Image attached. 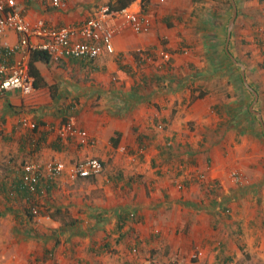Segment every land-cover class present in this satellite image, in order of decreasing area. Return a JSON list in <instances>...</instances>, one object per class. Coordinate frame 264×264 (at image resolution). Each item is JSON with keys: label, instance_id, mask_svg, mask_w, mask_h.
Here are the masks:
<instances>
[{"label": "crops", "instance_id": "crops-1", "mask_svg": "<svg viewBox=\"0 0 264 264\" xmlns=\"http://www.w3.org/2000/svg\"><path fill=\"white\" fill-rule=\"evenodd\" d=\"M118 1L17 4L60 27ZM210 1L217 2L136 0L129 7L147 14L146 7L149 32L123 29L114 53L96 60L51 55L36 62L43 79L33 93H0V215L14 224L7 242L15 241L17 257L23 255L17 264H231L244 252L264 257V21L259 25L258 15L264 0H235L239 54L231 51L229 27L224 34L226 14L216 16ZM18 40L14 31L0 35V60L3 43ZM220 45L241 66L243 89L221 69L228 64L215 53ZM162 49L171 54L168 62ZM24 118L37 127H25ZM66 122L93 142L61 139L58 128ZM90 157L103 161L100 174L40 180L46 192L39 203L51 220H32L23 166L61 160L71 167ZM234 169L246 183L230 177ZM197 248L204 254L196 259Z\"/></svg>", "mask_w": 264, "mask_h": 264}, {"label": "built area", "instance_id": "built-area-1", "mask_svg": "<svg viewBox=\"0 0 264 264\" xmlns=\"http://www.w3.org/2000/svg\"><path fill=\"white\" fill-rule=\"evenodd\" d=\"M44 1L59 8L70 0ZM152 25L153 20L149 14L134 11L129 6L115 9L110 5H103L93 16L80 23L55 27L44 19L31 18L25 10L18 8L17 0H0V35L5 36L10 30L19 37L16 44L12 45L7 41L3 43L5 51L0 60V93L10 90H19L23 94L34 92L35 81L29 67L32 50L47 51L56 60L65 57L95 60L105 52L114 53V37L123 29L129 27L136 33H147ZM16 53H20V56L13 59ZM159 55L164 61L171 59V54L164 49L160 50ZM22 123L31 129L37 127L36 122L27 118ZM58 136L61 139H78L81 145L93 142L86 130L77 128L72 122H66L59 127ZM121 149L125 151L126 147ZM103 169L104 163L98 157L77 161L71 167H67L61 160L25 164L22 180L31 196L28 215L35 222L51 220L50 214L39 203V196L46 192L40 184L43 177L59 179L67 173L71 180H77L100 174ZM230 177L239 184L247 181L241 169L232 170ZM203 254V250L198 248L193 253V258H200Z\"/></svg>", "mask_w": 264, "mask_h": 264}, {"label": "rangeland", "instance_id": "rangeland-1", "mask_svg": "<svg viewBox=\"0 0 264 264\" xmlns=\"http://www.w3.org/2000/svg\"><path fill=\"white\" fill-rule=\"evenodd\" d=\"M223 3L224 2L222 1L221 9H224L225 10L224 13H226V19H225L224 24H223L224 25V34L226 35L228 27L230 26V19L232 18L233 14H234V6L232 4V6L229 7L228 4H226V3L223 4ZM215 4H216V2L213 4V2L210 1V6H207V7L209 9L213 10L215 8ZM263 13L259 9V14H258L259 15V25H260V22L264 21V14ZM217 15L218 14H216V16ZM236 18L238 19V16ZM208 24L218 25V21H216L215 19H213V21H212L210 19ZM233 31H234V29H232V36L230 39V45L232 47L231 51L234 54H236V53L239 54L240 51H239V47H237L236 42L239 41L241 34L235 35ZM260 37L263 39V34L259 33V38ZM225 41H226V38L223 37L222 42L225 43ZM0 45H1V42H0ZM215 53L219 54V52H217V50L215 51ZM226 57L227 56H225L224 53L222 54V57L220 55V58H222V59H225ZM228 58H229V56L227 57V60H226V62H227L226 64H228V65L223 66L221 69H223L225 71V74L228 76L229 75L231 76V74L232 75L234 74V79L236 80L237 84L240 87H242V89H243L244 85H241L243 83H242V80L239 76L240 71H241V66L239 64H236V67H235L234 65L231 64V61H229V59L231 60V57L229 59ZM261 59H262V55H261ZM256 124H258V122H256ZM258 125H259V132L261 133V135H263L262 125L260 124V122ZM9 218H10L9 215H0V264H17V262L21 263L24 259L23 255H21V254H20V258L17 257L18 251L14 248L16 242L15 241H13V242L9 241V243L7 242L10 239L11 232L13 231V228H14V224H12L9 221ZM24 230H27L26 237H30L29 235L32 232L31 228L29 227V230L27 228H24ZM219 240H220V238H216V240L214 242L216 246L220 245ZM24 243H26V242H24ZM21 244H22V242L20 243V245ZM214 250L215 249L213 248L212 252H214ZM249 255L252 256L251 252H248V255L246 252H244V254H242L236 262L231 263V264H264V257H259L258 255H256L255 257H251Z\"/></svg>", "mask_w": 264, "mask_h": 264}, {"label": "trees", "instance_id": "trees-1", "mask_svg": "<svg viewBox=\"0 0 264 264\" xmlns=\"http://www.w3.org/2000/svg\"><path fill=\"white\" fill-rule=\"evenodd\" d=\"M136 0H119L118 3L116 5H111L112 8L115 9H119V8H123V7H127L129 5H131L133 2H135ZM222 1L226 4L229 5V7L232 6V2L231 0H217L216 4H215V10L214 13L216 14H226L224 13L225 10L221 9V5H222ZM223 3V4H224ZM143 11L147 12L148 14V10L146 9V7H142ZM217 52H219V54L222 57V54L224 53L223 47L220 45L218 47ZM225 54V53H224ZM51 59V54L47 51L44 50H32L31 54H30V73L35 77L36 81H35V85L37 86L40 81L43 79L39 69L36 66V62L38 61H49ZM96 60V59H95ZM171 148H168V150H170Z\"/></svg>", "mask_w": 264, "mask_h": 264}, {"label": "water", "instance_id": "water-1", "mask_svg": "<svg viewBox=\"0 0 264 264\" xmlns=\"http://www.w3.org/2000/svg\"><path fill=\"white\" fill-rule=\"evenodd\" d=\"M233 5H234V14L230 20V26H229V37H230V34H231V31L232 29L234 28V25H235V20H236V17H237V14H238V9H237V6H236V3H235V0H231ZM256 93V92H255ZM257 97V96H256ZM260 115V114H259Z\"/></svg>", "mask_w": 264, "mask_h": 264}]
</instances>
